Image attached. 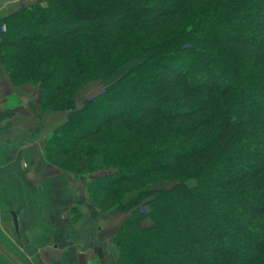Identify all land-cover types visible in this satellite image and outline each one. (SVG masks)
Masks as SVG:
<instances>
[{
    "label": "trees",
    "instance_id": "trees-1",
    "mask_svg": "<svg viewBox=\"0 0 264 264\" xmlns=\"http://www.w3.org/2000/svg\"><path fill=\"white\" fill-rule=\"evenodd\" d=\"M0 59L67 112L48 159L108 172L115 264H264V0H42L0 20Z\"/></svg>",
    "mask_w": 264,
    "mask_h": 264
},
{
    "label": "crops",
    "instance_id": "crops-1",
    "mask_svg": "<svg viewBox=\"0 0 264 264\" xmlns=\"http://www.w3.org/2000/svg\"><path fill=\"white\" fill-rule=\"evenodd\" d=\"M38 1L0 0V20ZM32 103L0 62V264H88L97 257L94 235L101 227L89 234L84 217L70 224L74 204L59 203L61 178L55 173L51 184L43 166L42 140L66 115L47 116L44 133L31 139L39 115Z\"/></svg>",
    "mask_w": 264,
    "mask_h": 264
},
{
    "label": "rangeland",
    "instance_id": "rangeland-1",
    "mask_svg": "<svg viewBox=\"0 0 264 264\" xmlns=\"http://www.w3.org/2000/svg\"><path fill=\"white\" fill-rule=\"evenodd\" d=\"M0 62H1V59H0ZM15 87H21L23 91H28V94L30 96V101H32L33 102L32 104H34L32 108L35 111L36 109L39 110V113H38L39 115L36 118L38 120V122H36V125H35L36 130L30 134L31 139L38 137L39 135H42L44 133V129H46L47 116L54 114V113L62 112L66 115V120H67L66 111L45 110L40 106V103H39L40 93L38 89L31 83H27V84H24L21 86H15ZM98 91L99 93L103 91V85L101 81L98 79L89 81L76 93L75 95L76 104L81 105L83 100L86 99L84 95L88 94V96L92 97V95L95 96L99 94L97 93ZM34 92H37V93L32 94ZM90 97H87V98H90ZM89 123H90L89 121H86L85 125L88 127ZM63 124H61L58 127H55L48 134H45V138L43 137L44 138L42 140L44 141L43 150H42L43 151L42 159L44 162L43 166L46 168H49L47 170H49L48 176L50 178L51 184L53 183L52 179L54 178L55 173L59 174L61 178L60 179L61 187H60L59 203H61L64 206L66 205L67 207L69 205L74 204L72 209L70 210V217H69L70 224L73 226L78 221L82 220L84 217V219L88 220L87 230H88V233L90 232L89 234H91L95 230V228H97L98 226L101 227V230L96 235H94V238L96 240L95 245H96V251H97L95 252L94 250V252L97 253V257L95 258V260H91L90 263L88 264H115L118 254H117L116 245L113 242V235L118 229L119 225L122 223V221L129 215V213L124 212L122 210H115V211L108 210L109 205L115 202L116 198H114V196H111L109 200L104 202L103 204H102V199L100 197H98L97 195L92 196V189L94 188V183L96 182V179L100 176L105 175L108 172L106 171H90L89 172L86 169L85 162L83 160H79V162L76 164H71V163L67 164V167L73 166V170L68 171V170L62 169L61 167L56 166L53 162H51L48 159L47 157L48 155L47 151H49L47 147L48 142L52 139V136L54 135V133ZM45 148L47 149V151ZM64 157L65 156L60 155L56 159L61 161L60 159H63ZM168 179H171V178H168ZM173 182L174 181L163 180L162 183L155 184V186L151 188H158L160 186L164 188H170L173 185ZM136 188L137 187L129 188V189H132V191L125 192L124 197L121 198L120 202L122 204H126L130 199H132L134 195H136L139 191V190H136ZM73 189L76 192V196L74 195ZM123 190H126V189H123ZM95 192L101 193L99 191V188H97ZM54 204L55 205L57 204L56 199H55ZM0 214H2V210H0ZM144 224L145 226H149L151 225V221L147 219L145 220ZM253 225H254L253 222L251 223L249 222L248 224L249 227ZM238 227L242 228L241 225H239ZM238 227L237 225H234L233 229L241 230ZM69 228H72V227L70 226ZM173 255H175V253ZM194 263L198 264V262H194Z\"/></svg>",
    "mask_w": 264,
    "mask_h": 264
}]
</instances>
